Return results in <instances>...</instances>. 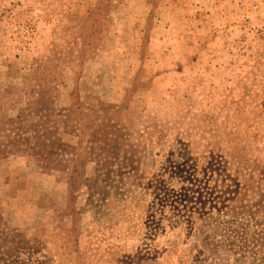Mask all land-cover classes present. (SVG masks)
I'll return each mask as SVG.
<instances>
[{
  "label": "rangeland",
  "instance_id": "rangeland-1",
  "mask_svg": "<svg viewBox=\"0 0 264 264\" xmlns=\"http://www.w3.org/2000/svg\"><path fill=\"white\" fill-rule=\"evenodd\" d=\"M109 3L0 0V127L25 107L27 66L47 56L49 48L70 49L69 57L57 60L59 87L55 90L50 85L49 92L59 110L55 119L63 144L86 149L91 128L104 109L126 105L127 110L114 115L111 124L124 128L119 139L122 146L145 125L153 133L156 126L165 129L172 143L176 133L190 134L195 142L193 151L198 153L207 149L206 141L217 128L237 130L233 137H224L233 144L261 146L263 137L258 141L255 137L264 135V0ZM97 6V50L91 57L79 58L75 52L87 48L93 20L90 15ZM254 130L257 135L251 134ZM135 144L140 146L138 141ZM244 155L264 160L262 152L247 151ZM222 162L221 171L228 179L235 169L241 170L232 158ZM150 166L148 162L145 169ZM82 174L75 194L80 220L75 264H125L123 253L139 247L138 233L127 235L125 226L118 222L110 233L106 224L109 217L99 209L100 203L93 208L87 201L94 178L107 187L115 175L103 169L95 173L93 164H85ZM239 181H247L253 198L256 177L241 175ZM135 194L148 197L144 189ZM67 196L65 172L44 169L25 155L0 161V208L8 229L26 238L41 234L48 249L61 246V238L71 226L66 216ZM239 223L247 234L255 228L249 220L237 219L219 221V227L234 229ZM119 227L124 228L122 236ZM248 240V235H242L230 244L223 243L220 231L207 242L212 244L215 261L264 264L262 253L245 250ZM27 263L24 260L22 264ZM139 264L163 263L145 260Z\"/></svg>",
  "mask_w": 264,
  "mask_h": 264
},
{
  "label": "trees",
  "instance_id": "trees-1",
  "mask_svg": "<svg viewBox=\"0 0 264 264\" xmlns=\"http://www.w3.org/2000/svg\"><path fill=\"white\" fill-rule=\"evenodd\" d=\"M92 13L87 48L75 52L79 58L87 54L91 57L97 50L99 7ZM47 52V56L33 60L25 69V107L0 127V161L12 155H25L34 158L44 169L65 172L66 216L71 219V226L61 238V246L48 249L41 234L26 238L8 229L0 208V264H22L24 260L27 264H75L80 223L75 194L82 184L85 164L95 165V173L103 169L115 175L109 178L112 184L107 187L99 178H94L87 201L93 208L100 203L99 209L109 217L106 224L110 233L116 227L115 222L125 226L127 235L138 233L139 247L123 253L125 264L145 260H159L163 264H233L215 261L212 244L207 242L213 241L220 231L225 239L223 243L227 244L236 237L248 235L249 245L245 250L264 256V160L244 155L247 151L264 153V135L258 137L257 130L252 131L251 134L257 135L256 140L263 137L256 149L260 143L233 144L224 140V137H233L237 130L227 132L217 128L212 131L210 141H206L207 149L198 153L196 149L193 151L195 142L190 134L176 133L172 143L165 129L156 126L153 133L145 125L138 136L132 135L125 147L119 143L124 128L118 123L111 124L114 115H120L127 107L110 105L92 126L88 147H69L59 137L55 119L59 110L49 92L50 85L55 90L59 87L57 60H62L61 56L69 57L70 49L49 48ZM226 157L241 168L235 169L230 179L220 168ZM148 162L151 166L147 170ZM241 175L256 177L253 198L247 181H239ZM142 189L147 191V199L135 194ZM226 219L249 220L255 228L248 234L242 223L234 229H220L219 221ZM119 231L122 236L124 228L119 227Z\"/></svg>",
  "mask_w": 264,
  "mask_h": 264
}]
</instances>
